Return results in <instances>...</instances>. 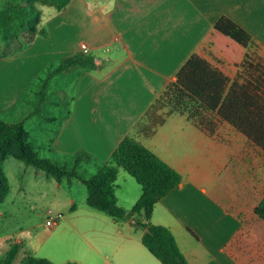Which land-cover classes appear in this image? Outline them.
<instances>
[{
    "label": "crops",
    "instance_id": "0c3cea01",
    "mask_svg": "<svg viewBox=\"0 0 264 264\" xmlns=\"http://www.w3.org/2000/svg\"><path fill=\"white\" fill-rule=\"evenodd\" d=\"M222 16L249 34L248 48L264 52V0H72L41 27L43 37L0 57L2 117L23 122L39 155L56 164L72 163L78 152L88 154L91 160L79 170L88 178L133 133L192 54L231 82L244 83L250 73L260 78L264 57L248 54L255 66L249 72L245 61L230 66L204 43ZM82 44L94 67L74 68L47 83L50 92L52 84L67 78L57 92L64 100L32 94L47 68L84 53ZM41 104L64 111L42 116ZM134 136L182 177L156 204L151 221L172 232L189 264H264V221L254 213L264 197L261 146L227 122L211 135L180 114L167 116L152 135ZM56 181L68 195V209L50 217L53 226L47 225L49 215L41 228H30L14 243L24 242L36 257L55 264H162L143 245L133 217L116 220L90 208L79 178ZM116 185L119 205L131 209L141 186L123 169Z\"/></svg>",
    "mask_w": 264,
    "mask_h": 264
},
{
    "label": "trees",
    "instance_id": "16d2710c",
    "mask_svg": "<svg viewBox=\"0 0 264 264\" xmlns=\"http://www.w3.org/2000/svg\"><path fill=\"white\" fill-rule=\"evenodd\" d=\"M41 1L44 5L55 7L57 12H62L72 0ZM37 2L39 0H4V6L0 8V42L4 45L0 57L22 51L36 36L44 35L40 28L42 13ZM204 43L222 56L228 65L237 67L245 61L249 72L255 69L253 63L246 60L251 43L249 34L226 16L217 20L205 36ZM215 58L221 61L216 55ZM77 67L93 68V57L79 53L63 59L56 66H50L45 71L47 77L43 89L53 76ZM263 75L264 72L260 78L255 79L250 73V79L244 83L237 80L231 82L225 73L205 58L192 54L134 126L133 133L127 135L109 161L88 178L81 177L79 172L82 163L91 160L88 154L78 152L71 165H58L42 158L24 123H8L0 112V209L10 191L4 164L10 159L19 160L26 166L54 175L59 182L64 176L79 178L86 187V203L90 208L116 220L133 217L135 226L143 231V245L162 264H189L172 232L151 221L156 204L181 184L182 177L134 135H152L165 123L167 116L180 114L211 135L227 122L264 150ZM160 111L164 114L159 115ZM120 169L141 186V196L129 210L119 205L116 196ZM254 213L264 221V197ZM25 247L24 242H15L0 257V264H55L48 259L36 257Z\"/></svg>",
    "mask_w": 264,
    "mask_h": 264
},
{
    "label": "rangeland",
    "instance_id": "374dc122",
    "mask_svg": "<svg viewBox=\"0 0 264 264\" xmlns=\"http://www.w3.org/2000/svg\"><path fill=\"white\" fill-rule=\"evenodd\" d=\"M3 6L4 0H0V8ZM37 7L42 13V25L40 28H43L52 16L59 13L55 7L44 5L41 0L37 2ZM41 37L43 36L41 35ZM3 48L4 45L0 42V53H2ZM13 48H15L14 45ZM247 54L260 58L264 57V52L258 50V48H248ZM46 77L47 74L43 73L37 79L36 85L31 87L32 94H37V97L42 96L44 99L56 97L58 101H63L64 96L57 94V92L62 87L61 84L67 81V78L65 79L64 77V82L58 81L52 84L50 92L46 91L47 88L43 89L44 92L40 95L39 90H41V87L43 88ZM38 107V112L42 116L58 115L64 111L63 106L50 107L46 104H41ZM158 114L163 115L164 112L160 111ZM42 129L39 128V130ZM40 156L42 158L47 157L44 153H40ZM66 163L67 165H71L70 161ZM4 171L8 178L10 191L0 209V237L2 238V241H0V257L10 250L14 241H19L22 239L21 237H25L30 228H41L48 219L49 210L53 212L49 218L55 217L59 215L58 211L67 210L70 205L67 193L58 185L54 175L38 170L33 166H26L23 162L15 159L5 162ZM9 238H12L13 241H10Z\"/></svg>",
    "mask_w": 264,
    "mask_h": 264
},
{
    "label": "built area",
    "instance_id": "2783aa9c",
    "mask_svg": "<svg viewBox=\"0 0 264 264\" xmlns=\"http://www.w3.org/2000/svg\"><path fill=\"white\" fill-rule=\"evenodd\" d=\"M81 51L84 52V53H88V47H87V45L82 44L81 45ZM48 214L51 215L52 214V211L49 210L48 211ZM54 224H55V222H54V220L52 218L48 219V221H47V225L48 226H53Z\"/></svg>",
    "mask_w": 264,
    "mask_h": 264
}]
</instances>
